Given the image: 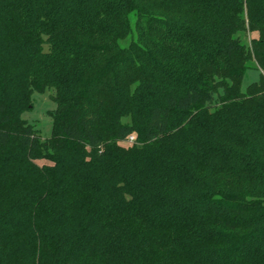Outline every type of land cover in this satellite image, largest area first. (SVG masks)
I'll use <instances>...</instances> for the list:
<instances>
[{"label": "trees", "instance_id": "trees-1", "mask_svg": "<svg viewBox=\"0 0 264 264\" xmlns=\"http://www.w3.org/2000/svg\"><path fill=\"white\" fill-rule=\"evenodd\" d=\"M0 264H264V0H0Z\"/></svg>", "mask_w": 264, "mask_h": 264}, {"label": "rangeland", "instance_id": "rangeland-1", "mask_svg": "<svg viewBox=\"0 0 264 264\" xmlns=\"http://www.w3.org/2000/svg\"><path fill=\"white\" fill-rule=\"evenodd\" d=\"M238 37L247 48H250L251 39L257 38L258 34L247 30L238 34ZM249 66L250 68L247 70L243 80V90L251 83L257 82L259 79L260 71L255 69L254 63H250ZM54 93L55 92L52 89H49L42 94L33 92L30 97L29 110L21 114V120L32 126L43 142L50 137L51 133L52 120L50 113L56 109V103L52 99Z\"/></svg>", "mask_w": 264, "mask_h": 264}, {"label": "built area", "instance_id": "built-area-1", "mask_svg": "<svg viewBox=\"0 0 264 264\" xmlns=\"http://www.w3.org/2000/svg\"><path fill=\"white\" fill-rule=\"evenodd\" d=\"M133 140H134L133 137H130L129 140H128V142H129V143H132Z\"/></svg>", "mask_w": 264, "mask_h": 264}]
</instances>
